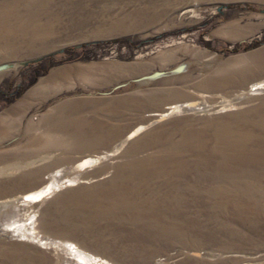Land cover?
<instances>
[{
  "label": "rangeland",
  "instance_id": "1",
  "mask_svg": "<svg viewBox=\"0 0 264 264\" xmlns=\"http://www.w3.org/2000/svg\"><path fill=\"white\" fill-rule=\"evenodd\" d=\"M38 57L0 72V264H264V90L252 91L264 80V0H0V64ZM181 141L224 152L247 171V190L229 189L213 213L191 209L185 239L120 229L104 189L163 173L169 143ZM117 147L100 166L74 169ZM56 171L83 183L18 206ZM29 216L46 244L19 235Z\"/></svg>",
  "mask_w": 264,
  "mask_h": 264
},
{
  "label": "bare ground",
  "instance_id": "2",
  "mask_svg": "<svg viewBox=\"0 0 264 264\" xmlns=\"http://www.w3.org/2000/svg\"><path fill=\"white\" fill-rule=\"evenodd\" d=\"M257 90H264V80L252 85V91ZM186 106H189V104L174 105L167 108L168 111L156 114V116L159 119L167 118L184 111ZM263 119L264 116L261 120ZM146 127L144 125L138 126L130 133L128 139H133L139 133L146 131ZM233 142L236 143L231 138L230 142L223 141L222 144L230 146ZM169 145L173 151H169L165 156L170 159L163 163V173H149L147 177L131 179L129 180L130 182L119 178L114 179L111 181L113 182L112 186L115 188L114 192L111 193L109 191L111 188L104 189L108 191V197H115V201L111 200V202H106L102 206L104 209L119 212V214H116L115 224L120 229L125 227V225H130L131 228L135 227V229L139 228L142 231H147L146 236L139 235L141 238L150 236L163 239H185L183 232L191 225L197 223L188 215L191 209L208 206L213 213L216 206H223V202L221 203L222 196L229 189L232 191H243L242 187L245 191L247 190L244 179H242L245 178L247 171L234 167L230 157L223 155L222 153L224 152L221 150L202 155L199 149L194 150L185 141L169 143ZM120 148L117 147L112 152L86 159L74 169L76 171H84L100 166L110 156L115 155ZM188 153H191L192 158L185 156ZM217 154H220V158L215 162L212 160V156ZM151 160L154 159L152 158ZM60 176V171L54 172L50 175L51 181L48 184L32 193L26 194L21 198L18 206H26L25 202L29 200L33 202L43 201L64 188L83 183L79 175L64 179H59ZM203 181H209L211 185L204 186L202 184ZM159 196H163L161 202L158 201ZM206 196H209V199L204 200ZM105 214L108 215L110 213L106 211ZM32 224V216H29L26 222L17 224L21 238L24 240L35 239L40 244H46V241L42 242L39 238L38 232L35 231V227L31 226ZM13 230L9 229V231ZM131 237L134 238L132 235ZM49 244H59L67 251L70 250L71 253H75L80 259H85L86 257L84 255L85 252L81 251L72 242L59 243L51 241Z\"/></svg>",
  "mask_w": 264,
  "mask_h": 264
},
{
  "label": "water",
  "instance_id": "3",
  "mask_svg": "<svg viewBox=\"0 0 264 264\" xmlns=\"http://www.w3.org/2000/svg\"><path fill=\"white\" fill-rule=\"evenodd\" d=\"M61 53H63V50L58 51V52L54 53L53 55L61 54ZM42 59H43V57H38V58H35V59L22 61L20 63H4V64H0V72L15 69L17 66L26 67V66H28L30 64L38 63ZM184 67H185L184 65H179V66L175 67L174 69H172L169 72H161V71L160 72H153L152 74L144 75V76H142L140 78L133 79L132 81H126L124 83L116 85V86L113 87V89H118V88H121V87H125V86L129 85L131 82H133V83H141V82L151 83V82L155 81L156 79H158L160 77L166 76L167 74H172L173 75V74L180 73L181 71H183Z\"/></svg>",
  "mask_w": 264,
  "mask_h": 264
}]
</instances>
